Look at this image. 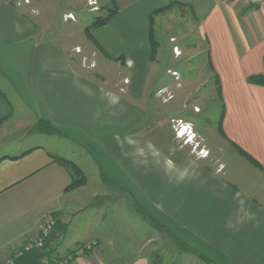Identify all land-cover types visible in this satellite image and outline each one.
<instances>
[{
	"label": "crops",
	"instance_id": "crops-1",
	"mask_svg": "<svg viewBox=\"0 0 264 264\" xmlns=\"http://www.w3.org/2000/svg\"><path fill=\"white\" fill-rule=\"evenodd\" d=\"M113 1L117 12L90 33L115 64H123L121 73L132 74L129 78L120 73L113 87L104 88L103 74L82 64L86 55L94 53L95 64L102 57L87 39L85 26L76 23L83 27L76 35H84L83 42L74 45L82 50L76 54L63 40L46 36L50 28L27 9L0 0V128L31 119L49 123L55 132L27 142L8 141L5 132L0 136V262L12 257L26 238L37 235L48 217L55 218V230L64 238L84 223L87 207L82 196L91 188L67 191L70 174L55 159L71 161L86 174L81 158L99 162L106 154L114 168L126 172L127 196L120 206L133 225L129 238L135 237L136 223L143 229L136 245L139 259L127 264H151L150 257L167 247L216 264H264V86L248 82L251 76H264V0L251 5L238 0ZM161 8L167 9L152 17ZM173 12L190 18L199 47L205 48L208 70L218 82L223 108L221 168L207 166L205 181L197 179L198 170L190 169L183 187L178 180L183 171L153 172L150 160L145 164L132 146L128 148L134 143L129 135L133 106L156 78L151 72L156 61L151 56L152 19ZM136 32L141 33L140 41ZM36 140L40 143L33 145ZM168 174L173 185L166 181ZM136 185L140 188H133ZM100 208L95 205L93 235L72 240L62 249L52 247L49 235V251L57 247L66 252L95 240L100 256L110 257L118 238L98 231L107 218ZM141 209L153 217L139 216ZM84 260L71 264H89Z\"/></svg>",
	"mask_w": 264,
	"mask_h": 264
},
{
	"label": "rangeland",
	"instance_id": "rangeland-1",
	"mask_svg": "<svg viewBox=\"0 0 264 264\" xmlns=\"http://www.w3.org/2000/svg\"><path fill=\"white\" fill-rule=\"evenodd\" d=\"M6 2L17 9H27L28 14L40 21L39 24H42L44 28H50L49 33H45L46 36L53 35V39L63 40L67 49L76 54H80L82 50L74 45L82 43L84 38L82 33L78 36L76 33L82 31L84 26L85 28L91 26L95 18L107 17L115 5L113 0H96L97 4L93 7L97 9L93 10L92 6H88V0H6ZM69 14L73 16V19H67L66 16ZM76 23L82 24L83 27ZM193 29L194 27L190 26L189 17L183 19L181 14L175 12L167 16L164 15L162 18L158 17L156 21L152 19L151 33L157 47L155 50L156 61L154 62L156 64L152 63L151 72H155L156 78L148 83L146 93L143 92L144 97L133 106L134 128L129 135L133 138L134 143L129 147L123 145L129 149L132 146L140 161L145 159V164L150 160L152 171L166 168L169 172H176L178 175L183 171V175H179L178 178L179 181L182 180V187L186 184V180L190 179V169L198 170L197 179L205 181L207 166L217 168L219 158L223 159L222 154L225 150L220 143L223 142L220 134L223 108L217 94L218 82L208 70L205 48L199 47V39ZM140 35L139 32L135 33L137 41H140L138 38ZM201 44L203 45V43ZM95 47L98 49L97 52L101 53V59H96L97 64H95L96 56L93 53L82 58V64L90 69H95L93 73L103 74L101 83L104 88L113 87L117 79H120L119 74L124 66L122 63L115 64L112 57L100 46L95 45ZM174 49L177 53L173 52ZM91 59L92 62H90ZM135 68L137 67L135 66ZM131 74L130 70L121 73L122 76L126 75L129 78ZM127 82L128 80H124L123 85H126ZM4 132L8 141L27 142L29 139L41 138V136H55V132L50 126L48 127L41 121L32 122L31 119L16 124L15 121H10L0 128V136H3ZM38 143L40 140L33 141V145ZM235 152L241 156L237 150ZM87 158L88 156L81 158V165L86 172V174L84 173L86 181L83 186L79 187L91 188L89 190L91 192L83 193L82 196L87 207L83 215L85 225L82 226L83 223L82 227L73 229L74 232L69 233V236H65V238L62 232L53 228L50 233L51 240L54 241L52 247L60 246L59 248L62 249L63 245L72 244V240H83L93 235L96 227L95 212L97 210H95V205L101 204L103 208L100 209L104 211L103 216L107 215V218L98 231L107 235H117V249L110 251V257L103 258L96 250L97 242L92 240L90 242H96V246L87 254L90 256L85 255L75 259H85L84 261H88L89 264H98L96 259L104 260L105 264H127L138 261L139 258L136 256L139 254H136V245L143 233V229L139 228L142 227V224L137 226L135 222V237L129 238L133 225L131 222H127L126 212L120 206V201L127 196L124 189L127 188L126 172L114 168L109 155L104 154L99 162L96 159L93 162L92 159ZM105 158L108 160L106 161ZM247 161L254 166L253 162ZM139 163L136 162V164ZM136 164L135 167L138 166ZM166 181L173 185L175 180L168 174ZM98 188H101L102 191L99 192ZM133 188L140 187L136 185ZM186 188H191V186ZM93 189L97 192L94 193ZM233 190L235 191V189ZM135 200H138L137 196ZM116 213L119 214V218L113 217ZM138 214L139 216L153 217L142 212V209ZM100 218L98 217V220ZM136 221L138 220L136 219ZM134 244L136 248L132 246ZM79 245L70 247V251L66 252L57 249V247L53 248L48 261L54 263L67 260L69 262L67 264H71L74 261L73 257L70 258L71 253ZM171 248L167 247L160 255L154 253L157 257L154 255L150 257L151 264H216L206 258L182 254L175 251L173 247ZM47 263V260L42 262V264Z\"/></svg>",
	"mask_w": 264,
	"mask_h": 264
},
{
	"label": "trees",
	"instance_id": "trees-1",
	"mask_svg": "<svg viewBox=\"0 0 264 264\" xmlns=\"http://www.w3.org/2000/svg\"><path fill=\"white\" fill-rule=\"evenodd\" d=\"M167 8H161V9L155 10L152 13V17L155 16V15H158L160 13H163ZM116 12H117V7L115 5H113L112 10L107 15V17H105V18H95L93 23L91 24V26H89L88 28L85 29V35H86L87 39L90 40L93 44H95L97 46L98 44L96 43V41L93 39V37L90 34V29L104 26L105 24H107L109 22V20L114 16V14ZM150 38H151V42H152V54H151V56L153 58L154 55H155V50H156L157 46H156V44H155V42L153 40L152 33L150 34ZM216 82H217V80H216ZM248 82L250 84L264 86V76H251V77L248 78ZM217 94H218V97L221 99V92H220L219 88L217 90ZM41 123L46 124L48 127L50 126L49 123H47L45 121H41ZM50 128H52V127L50 126ZM220 134L223 136L222 131H221V123H220ZM235 149L237 150V152L241 156H243L246 159H248L251 162H253L255 166L260 167L256 162L253 161V159L251 157H249L242 150H240L238 148H235ZM55 160L60 165L65 167L67 172L70 174L71 183L67 187V189H66L67 191H72V190L77 189V188H79V187H81V186H83L85 184V181H86L85 175H84V173L81 171V169L77 165H75L71 161H68V160L62 159V158H56ZM52 218L55 220L54 217H52ZM55 227H56V221H55L54 228ZM48 242H49V237L44 240V245H43L42 249H33V250L29 251V252L22 253L21 256H19L18 258H14L13 264H42L43 260H47V262H48L47 264H52L51 262L48 261V260H50L51 253H52L48 249ZM89 253L90 252H86L85 255H87ZM73 258L75 259L77 257L73 256Z\"/></svg>",
	"mask_w": 264,
	"mask_h": 264
},
{
	"label": "built area",
	"instance_id": "built-area-1",
	"mask_svg": "<svg viewBox=\"0 0 264 264\" xmlns=\"http://www.w3.org/2000/svg\"><path fill=\"white\" fill-rule=\"evenodd\" d=\"M238 1L244 2L247 5H251L253 3V0H238ZM96 4H97L96 0H88V6L93 7ZM94 9L97 8L93 7V10ZM66 17L67 19H73V16L71 14H69ZM173 52L177 53L176 49H174ZM54 225H55V220L52 217H48L40 226L39 233L37 235L26 238L23 241V244L19 248L14 249L12 257L4 261H1L0 264H13L14 258H18L19 256H21L22 253L29 252L33 249H42L44 245V240L49 237L51 231L54 228ZM95 246H96V242L81 244L72 251L70 258H72L73 256L75 257L84 256L86 252H91ZM67 263L69 262H67V260H64L60 262H54L52 264H67Z\"/></svg>",
	"mask_w": 264,
	"mask_h": 264
},
{
	"label": "bare ground",
	"instance_id": "bare-ground-1",
	"mask_svg": "<svg viewBox=\"0 0 264 264\" xmlns=\"http://www.w3.org/2000/svg\"><path fill=\"white\" fill-rule=\"evenodd\" d=\"M183 134V133H182Z\"/></svg>",
	"mask_w": 264,
	"mask_h": 264
}]
</instances>
